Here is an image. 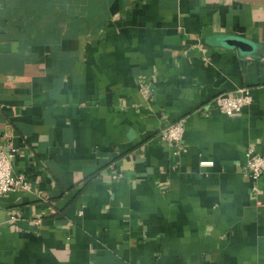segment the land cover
<instances>
[{"label": "crops", "instance_id": "0c3cea01", "mask_svg": "<svg viewBox=\"0 0 264 264\" xmlns=\"http://www.w3.org/2000/svg\"><path fill=\"white\" fill-rule=\"evenodd\" d=\"M240 88L236 117L196 112ZM181 118L176 160L159 134ZM5 134L30 190L0 200V264H264V176L244 170L264 155V6L0 0Z\"/></svg>", "mask_w": 264, "mask_h": 264}, {"label": "built area", "instance_id": "2783aa9c", "mask_svg": "<svg viewBox=\"0 0 264 264\" xmlns=\"http://www.w3.org/2000/svg\"><path fill=\"white\" fill-rule=\"evenodd\" d=\"M154 89L149 84H143L141 93L148 99ZM252 104V96L248 88H240L233 92L222 93L215 96L206 106L200 107L196 112L204 117H208L209 107H215L221 114L227 117H236L245 107ZM186 119L181 118L178 121L164 126L160 131V139L164 141L171 150L176 160L181 153V143L185 133ZM17 149L13 146L10 137L4 135L0 142V200L10 192L29 191L28 181L20 175L13 172V162L17 155ZM213 162H201L200 166H212ZM244 170L255 181L264 176V155L249 149L247 152V162ZM121 174L115 172L112 180H117ZM256 191V188H255ZM14 220V219H13ZM40 221L38 220V223Z\"/></svg>", "mask_w": 264, "mask_h": 264}, {"label": "water", "instance_id": "95a60500", "mask_svg": "<svg viewBox=\"0 0 264 264\" xmlns=\"http://www.w3.org/2000/svg\"><path fill=\"white\" fill-rule=\"evenodd\" d=\"M238 4L251 6H264V0H228ZM216 43L225 48L237 49L242 55L254 54L257 48L254 43L236 35H221L216 39Z\"/></svg>", "mask_w": 264, "mask_h": 264}]
</instances>
